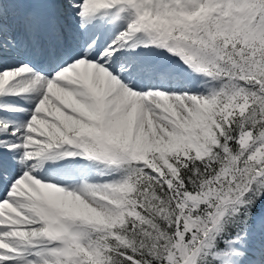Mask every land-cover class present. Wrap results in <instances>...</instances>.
Returning <instances> with one entry per match:
<instances>
[{"label": "snow or ice", "instance_id": "6c2138e0", "mask_svg": "<svg viewBox=\"0 0 264 264\" xmlns=\"http://www.w3.org/2000/svg\"><path fill=\"white\" fill-rule=\"evenodd\" d=\"M0 264H264V0H0Z\"/></svg>", "mask_w": 264, "mask_h": 264}]
</instances>
